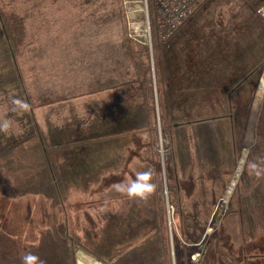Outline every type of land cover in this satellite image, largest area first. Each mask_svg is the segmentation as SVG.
<instances>
[{
	"label": "rangeland",
	"instance_id": "rangeland-1",
	"mask_svg": "<svg viewBox=\"0 0 264 264\" xmlns=\"http://www.w3.org/2000/svg\"><path fill=\"white\" fill-rule=\"evenodd\" d=\"M258 1L206 0L161 40L150 0L151 35L145 0H0L9 18L6 26L0 18V206L10 204L12 212L8 207L6 221L0 215V264H22L29 253L43 264H77L78 250L91 264H108L101 258L124 264L120 239L108 232L116 234L117 218L135 215L141 203L154 213L153 192L162 210L163 246L155 240L148 249L129 250L132 262L244 264L219 247L214 262L206 255L221 224L236 239L241 230L249 234L264 211V181L245 164L249 153L256 167L264 162V143L256 149L264 24L247 11L251 5L263 21L255 12L264 5ZM136 69L152 79L154 118L135 86L126 95L119 87L122 76L137 78ZM91 103H98L94 110ZM206 115L210 119L195 122ZM144 126L140 135L151 141L160 170L134 157L133 177H124L129 186L150 172L152 194L123 196L127 189L115 185V203L98 207L100 175L122 171L132 131ZM89 139L98 140L89 147ZM238 185L243 201L237 211ZM169 191L179 205L168 201ZM211 215L223 217L218 227ZM126 230L140 234L139 225Z\"/></svg>",
	"mask_w": 264,
	"mask_h": 264
},
{
	"label": "trees",
	"instance_id": "trees-1",
	"mask_svg": "<svg viewBox=\"0 0 264 264\" xmlns=\"http://www.w3.org/2000/svg\"><path fill=\"white\" fill-rule=\"evenodd\" d=\"M260 3H261V0H259L256 3V5L258 6V4H260ZM247 6H248L247 11H248V13L251 14V19L253 20V22L257 25L262 26L264 24V22H263L264 20L262 21L260 18L253 15L254 13L251 10V5H247ZM0 18H1L2 23L5 24L4 26H6L7 20L9 19L7 17V12H3L2 10H0ZM151 19H152V17H151ZM150 25L152 27V23ZM127 49L131 53L132 48L130 47V45L127 46ZM130 53H129V55H131ZM137 68L139 70V66ZM260 68L261 67H259L258 70H260ZM138 70L136 69L137 78H135V77L130 78L129 75L122 76L120 78L122 80L119 83V87L122 88L121 92L124 93L123 95H126V91H127L128 87H130V89H131L132 86H135L137 88V90L140 91L141 96L145 99L147 112L149 113V110H151V115L154 118L155 113H154V110L152 108L154 95H153V88L150 85V84H152V79H151L150 75H148V74L146 75L145 72H144L145 74H139ZM104 89H106V88H104ZM117 90H119V89L117 88ZM161 93L162 92L160 91V93H158V96H157L158 97L157 98L158 99V109L160 110V116H159L160 120H161L162 124H164V126H165V121H164L165 120V117H164L165 107L163 105ZM128 96H130V93ZM96 104H98V103H91V105L93 106L92 107L93 110H94V107H96ZM101 108H103V106L99 105L98 110H101ZM88 111L91 112L90 109H88ZM149 116H150V114H149ZM208 119H210V118L207 115L201 116V117L197 118V120H195V122H201V121H205ZM263 124H264V100L262 102L261 109L259 111V116H258V121H257V126H256V131H257L256 149L261 147V144L264 143ZM145 131H147L146 126L142 127L140 130L134 129L132 131L135 134V137L131 140L132 146H131L130 151H129V156H128L127 160L125 161L126 163H122V166H121L122 171L121 172H108V174L103 173L100 175L99 180L96 183V186L94 187V188L100 189L103 192V196H100V198L97 197L98 207L101 208L102 206L109 204L111 201H112L111 202L112 204L115 203L113 201V198L115 196L112 193L114 191V190H112V188L115 185L127 189L128 184L125 183L124 175L128 174L131 177H133V174H132L133 170L132 169L134 168V164H132V163H133L134 157H137L138 163L140 162L142 165L146 166V168L152 166L154 171L160 170V169H158V165H157V162L155 159V154L152 150L151 141L147 137H145V135H140L141 133H144ZM162 135H163V133H162ZM250 158H251V153H249L247 155V159H246V163H245L246 169L249 172H252L254 175H256L257 169L264 170V162L262 163L261 168L256 167L254 169L253 168L254 164ZM155 165L157 167H154ZM105 177H107V179ZM257 177L264 181V173H262V175L257 176ZM123 180H124V182H123ZM98 183H99V185H98ZM181 187H182L181 184H179L177 186V189L181 190ZM182 190H183V188H182ZM125 191H126V193H124L123 196H131L127 190H125ZM100 194H102V193H100ZM120 194L121 193L117 192L116 196H118ZM151 194H152V192L150 193V195ZM168 196L170 198L168 200L170 203H175V204L179 205L177 199H175V193L174 192L169 191ZM158 199L159 198L157 196V193L153 192V199L152 200H153V205L155 206V212L154 213H153V211H146L143 208V206H145L144 203H141V204H143V206L140 205L139 210H138L139 204H137L134 206V208L132 206V208L130 207L128 210L129 212L134 211V210H138L135 215L131 216L129 214H123L121 216V218H119V217L117 218V220L115 222V225L117 226L116 234L110 233V232H114V231L109 230L110 231V232H108L109 237L114 235V238H116V240L120 239V240H118V241H120L118 247L121 248L119 255H120L122 261L124 262V264H139V262H140L139 259L138 260L133 259L134 262H132L131 258L127 256V252L129 250H135L136 251L137 249H143L145 246H147L146 249H148L151 246L152 242L155 240H157V241L159 240V242L162 244V240H161V239H163V233H162L163 227H162V222H161L162 210H161V207L159 206L160 202ZM114 200L116 201V199H114ZM242 201H243V197H242V193L240 192L239 185H238V189L236 190V203L238 205L237 211L239 209H241ZM8 207L10 210V208H11L10 204L6 207V209H5L6 211H5L4 210L5 207H3V209H2V207L0 206V215H1V217H3L4 220H5V217H7L6 212L8 211ZM10 212H11V210H10ZM141 212H144V213H141ZM146 212H150L151 215L147 214ZM178 212H180L179 209H178ZM16 214L19 215V212H16ZM139 215H141L142 217H138ZM101 221H102V219H101ZM0 223H2V221H0ZM142 224H146V227H143ZM137 225H139V227H140V234L135 235V236H129L128 234H124V232L127 231L126 229H129V226L133 227V226H137ZM0 228H4V226L3 227L0 226ZM184 236H186V235L184 234ZM78 245L80 246L81 243L80 244L78 243ZM162 246H163V244H162ZM217 247L220 248V250H219L220 254H222V255L225 254L236 262L240 261V262L245 264L247 259L249 258L251 261V264H258V260L260 258H264V211L258 216V219L254 223V225L251 229V232L249 234H245L241 230L236 239L234 238V236L229 231L226 230L224 224H221L216 229V231L214 232L213 238L210 240V244H209V247L207 249V255H206L207 260L206 261L214 262L216 254H219V252L216 249ZM83 248H85V249L87 248L86 251H89L95 257H99V256L95 255L93 253V251H90L89 247L84 246V244H83ZM141 251H143V250H141ZM161 255L165 256L164 247L162 248ZM146 258L149 260L148 256H146ZM101 259H102V261H104L108 264H115L113 261H107L103 258H101ZM141 260L143 262H145L143 258H141ZM163 264H165V262Z\"/></svg>",
	"mask_w": 264,
	"mask_h": 264
},
{
	"label": "built area",
	"instance_id": "built-area-1",
	"mask_svg": "<svg viewBox=\"0 0 264 264\" xmlns=\"http://www.w3.org/2000/svg\"><path fill=\"white\" fill-rule=\"evenodd\" d=\"M206 0H150L152 6V18L154 33L157 39L166 40L170 38L176 29L183 24L194 11ZM146 14L148 20V33L151 32L148 19V5L145 0ZM264 8L260 5L255 12L264 19V13L258 9ZM150 37V36H149Z\"/></svg>",
	"mask_w": 264,
	"mask_h": 264
},
{
	"label": "clouds",
	"instance_id": "clouds-1",
	"mask_svg": "<svg viewBox=\"0 0 264 264\" xmlns=\"http://www.w3.org/2000/svg\"><path fill=\"white\" fill-rule=\"evenodd\" d=\"M261 3L264 4V0H261ZM258 11L264 13V8L258 9ZM253 168L255 169L256 165H253ZM262 173H264V170H256L257 176L262 175ZM150 176V172L141 173L137 180L127 187L128 193L133 196L147 198L155 187L149 182ZM22 264H43V262L36 255L29 253L22 257Z\"/></svg>",
	"mask_w": 264,
	"mask_h": 264
},
{
	"label": "crops",
	"instance_id": "crops-1",
	"mask_svg": "<svg viewBox=\"0 0 264 264\" xmlns=\"http://www.w3.org/2000/svg\"><path fill=\"white\" fill-rule=\"evenodd\" d=\"M97 128H99V127H97ZM97 128H92L89 132H92V130H94V129H97ZM94 136H96L97 138L99 137V136H97L96 134L94 135ZM100 138V137H99ZM90 140V139H89ZM96 140H98V139H95V140H90V141H88L87 142V146H89L91 143H95V142H97ZM100 140V139H99ZM56 147H59V145L57 144V145H55ZM90 147V146H89ZM88 147V148H89ZM89 150H91V149H89ZM95 155V154H94ZM99 169V168H98ZM77 257H78V262H79V264H91V256L89 255V254H87L86 252H84V251H82V250H78V252H77Z\"/></svg>",
	"mask_w": 264,
	"mask_h": 264
},
{
	"label": "water",
	"instance_id": "water-1",
	"mask_svg": "<svg viewBox=\"0 0 264 264\" xmlns=\"http://www.w3.org/2000/svg\"><path fill=\"white\" fill-rule=\"evenodd\" d=\"M264 64V63H263ZM263 71V70H262ZM262 71H261V74H262ZM260 74V75H261ZM260 77V76H259ZM161 163H162V167H163V158H161ZM223 218V217H222ZM221 218V219H222ZM221 219H218V220H216L212 215L210 216V221H217L218 222V224H217V227H218V225H219V223H220V221H221ZM217 229V228H216Z\"/></svg>",
	"mask_w": 264,
	"mask_h": 264
},
{
	"label": "bare ground",
	"instance_id": "bare-ground-1",
	"mask_svg": "<svg viewBox=\"0 0 264 264\" xmlns=\"http://www.w3.org/2000/svg\"><path fill=\"white\" fill-rule=\"evenodd\" d=\"M77 264H79V262L77 261Z\"/></svg>",
	"mask_w": 264,
	"mask_h": 264
}]
</instances>
